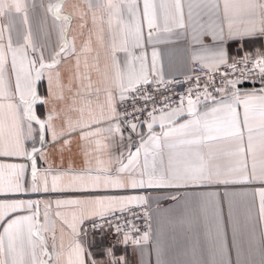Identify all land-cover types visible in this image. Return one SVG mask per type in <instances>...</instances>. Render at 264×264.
Returning a JSON list of instances; mask_svg holds the SVG:
<instances>
[{"label":"snow or ice","instance_id":"obj_1","mask_svg":"<svg viewBox=\"0 0 264 264\" xmlns=\"http://www.w3.org/2000/svg\"><path fill=\"white\" fill-rule=\"evenodd\" d=\"M31 7L45 5L34 0ZM61 7L48 4L46 11L56 20L70 21L61 17ZM89 8L101 11L99 18L93 15V24L106 22L107 32L97 31L103 52L96 51L92 65L84 61L85 69L97 73L95 85L87 72L78 78L88 80L80 88L97 99L95 106L87 101L75 121L68 118L57 133L53 112L41 119L35 111L37 104L48 103L38 94L37 83L47 73L49 96L54 86L62 93L56 67L61 58L75 57L79 70L81 55L93 51L91 39L78 51L67 38L70 23L61 24L58 50L52 48L46 56L45 45L33 38L29 5L0 0V21H7L0 23V160L25 161L0 162V264H129L126 254H116L117 245H141L151 236V223L140 233L135 222L149 216L139 209L152 199L140 192L181 187L200 189L196 199L219 222L211 261L191 264H234L228 225L236 198L247 206L258 197L264 221V50L245 48L247 39L264 38V0H97ZM161 34L188 40L193 64L208 70L203 87L200 75L185 74L183 81L165 78L154 47ZM232 41L240 44L236 55L229 53ZM221 66L231 72L221 74L217 87L213 74ZM237 70L239 75L229 78ZM246 82L261 87L242 89ZM179 83L189 86L174 101L164 93ZM46 132L61 144L59 166L44 152ZM73 135L80 137L82 160L77 166L70 158L65 167L63 152L65 147L70 151ZM223 141L230 144L227 151L213 147L212 142ZM53 215L61 223L59 245ZM47 232H52L50 246ZM109 233L113 242L105 243ZM154 247L157 264H171L160 258L159 244Z\"/></svg>","mask_w":264,"mask_h":264},{"label":"crops","instance_id":"obj_2","mask_svg":"<svg viewBox=\"0 0 264 264\" xmlns=\"http://www.w3.org/2000/svg\"><path fill=\"white\" fill-rule=\"evenodd\" d=\"M22 2L29 5L28 17L33 38L38 45H45L46 56L49 55V51L52 48L58 50L60 41L57 28L61 24L70 23L71 27L67 33V38L69 41H75L78 51L82 48L85 41L89 40V38L91 39L93 51L86 55H81L79 70L76 68L75 57L61 58L60 64L56 67L55 72L60 73L63 78L64 89L62 93L59 88L54 86L53 95L49 96L47 73L45 74V78L37 83L38 94L41 98L47 99L48 103L46 105L37 104L35 111L41 119H45L47 113L53 112L54 119L52 125L54 130L60 133L61 129L67 126L68 118L75 121L78 116V109L86 107L87 101L91 100L92 105L95 106L96 96L94 94L89 95L80 88V84L87 85L88 80L82 81L78 76H83L87 72L91 76L92 83L95 85L98 79L97 73L94 68L85 69L84 61L87 59L88 64L92 65L96 51L101 50L103 52L102 49H99L97 43V31L103 28L106 33L107 24L106 22L100 23L99 19L95 25L93 24V15L95 14L98 18L102 15L100 10L89 8V4L95 5L97 0H42L45 7H37L35 9L31 7L34 0H22ZM35 2L39 3L41 0H35ZM48 4L61 5L62 7L59 9L61 17L68 16L71 18L70 21L56 20L53 13L46 11ZM20 7H23L22 3ZM21 15L16 16L17 27H21ZM123 15L125 19L128 18L126 12ZM0 23H7V21H0ZM12 35L15 44V30ZM154 47L158 53V66L162 69L166 79L184 77L185 74H192L194 72V64L191 58L192 49L188 40L176 38L175 36L169 37L168 34H161L160 42L155 43ZM239 47V42H230V55H236ZM245 48L249 52H255L256 49L264 50V38L255 37L247 39ZM152 50L153 46L151 45L146 49L149 65L151 64ZM10 60L11 55L9 54V69ZM102 66L103 58L101 59ZM11 79L14 86V76H11ZM242 89L251 90L252 88L247 87ZM78 91L80 92L79 95H77ZM58 95H62L63 99H54ZM100 100H103V96L100 97ZM180 122H183V119ZM34 127L36 126L34 125ZM154 128L156 132L160 131L158 124ZM143 130L147 131L146 126L143 127ZM246 135L247 133L245 132V137ZM255 135L257 138L259 137L258 121ZM70 139L72 141L70 151L65 147L63 152L64 166H68L70 158L79 166L82 160L80 137L73 135ZM212 143L214 148L222 151H227L230 147L227 141ZM28 146H31L30 142H28ZM60 147L61 144L52 141L51 132H46L44 152L50 154L53 166L60 165ZM89 147L90 149H94L95 144L93 143ZM177 150L182 149L178 148ZM204 151H207V147L204 148ZM0 162L24 163L25 161L22 158H5L0 160ZM200 192V189L192 187L162 190L151 189V192L146 194L152 198L149 202L151 206L150 216L152 226L150 240L141 245H132L131 243L127 247L117 245L116 254H126L129 264H157V251L154 245L158 243L161 253L160 258L171 262V264H191V262L196 260L211 261L212 248L216 242L219 222L212 216L210 207H205L202 202L196 199L200 195ZM140 194L144 193L140 192ZM172 196L177 197V199H171L170 197ZM31 198L39 197L34 196ZM232 212L233 219L228 225L230 259L234 264L237 260L239 264H260V261L264 259V239H262L264 237V221H261L259 217L258 197L254 203L247 206L240 198H236ZM227 213L228 209L225 207V219H227ZM52 219L55 225L56 242L59 245V228L61 227V223L54 215ZM45 236L50 246L52 243V232L45 233ZM95 238L99 240L98 235ZM112 242L113 237L109 233L105 243ZM65 245H67V239H65Z\"/></svg>","mask_w":264,"mask_h":264},{"label":"built area","instance_id":"obj_3","mask_svg":"<svg viewBox=\"0 0 264 264\" xmlns=\"http://www.w3.org/2000/svg\"><path fill=\"white\" fill-rule=\"evenodd\" d=\"M193 67H194V72L191 75H193V76L200 75L201 76L200 85H201V87H203L204 84H205L207 75H208V70L207 69H201V67H200V65L198 63L194 64ZM249 68H251V65H249ZM224 72H231V70L221 66L219 71L213 74V79H214L215 84H216L217 87L220 86L221 79H222L221 74L224 73ZM238 75H239V71L237 70V72L234 75L230 76L229 78H233L234 79ZM253 76H255V73H253ZM168 80L183 81L184 77H178V78L168 79ZM188 86H189L188 83L170 84L169 87L171 88L172 91L171 92H165L164 94L165 95H171L172 99L175 101V100L179 99V94L184 92ZM240 87L241 88H247V87L259 88V87H261V85L259 83L251 84V83H247L246 82L243 85H240ZM212 90L213 89L210 87L209 91H212ZM141 118H143V117H141ZM141 192L144 193V194H148V193L151 192V190H144V191H141ZM139 211L148 212L149 213V216L147 218H145L144 216L141 215L140 218L135 221L136 224L140 228V233H143L146 230L145 226L148 223H151V216H150L151 206H150V204L143 206L141 209H139ZM140 233H137V234H134V235H139Z\"/></svg>","mask_w":264,"mask_h":264}]
</instances>
